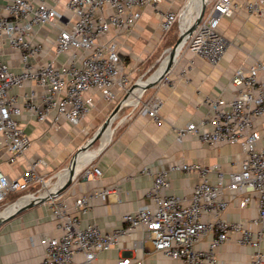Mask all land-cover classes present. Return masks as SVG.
Instances as JSON below:
<instances>
[{
	"label": "built area",
	"instance_id": "1",
	"mask_svg": "<svg viewBox=\"0 0 264 264\" xmlns=\"http://www.w3.org/2000/svg\"><path fill=\"white\" fill-rule=\"evenodd\" d=\"M154 1L158 0H66L60 11L59 0H0V147L10 154V162L23 156L32 144L20 118L29 116L51 128L62 121L75 127L91 113L96 93L110 102L115 87L123 95L128 92L132 83L118 42L101 39L111 29L130 31L141 17L140 8ZM235 7L232 0H208L204 18L183 48L218 65L230 46L218 33L220 17L231 16ZM186 8L162 14L160 26L165 34L172 31ZM247 10L263 16L264 0L250 1ZM46 26L57 29L49 48L47 37L40 33ZM6 54L18 64L6 62ZM192 65L190 62L182 70V77H187ZM262 68L257 62L249 69H236L231 79L233 98L207 95L205 118L177 130L182 142L190 134L210 146H240L244 156L239 170L226 173L218 166L175 162L153 175L152 186L146 190L148 203L123 214L122 225L109 231L96 223H84L83 215L94 200L110 196L113 188L81 195L72 202L63 197L64 192L51 197L45 204L60 235L41 238L45 254L39 264H99L101 253L120 251L121 243L134 234L139 237L129 250L133 254L141 251L142 256L121 254L116 264H146L151 254L175 264H218L215 249L231 240L253 249L250 264H264V132L257 124L264 119V80L257 76ZM26 87L29 89L21 94L13 93ZM159 109L160 103L152 100L140 111L159 122ZM39 163H31L16 179L0 170V205L9 195L45 182ZM172 172L197 175L190 198L171 193ZM87 174L99 177L101 171L91 166ZM142 174L151 172L144 169ZM232 202L242 211L255 204L256 217L245 222L223 218ZM205 242L207 247H203Z\"/></svg>",
	"mask_w": 264,
	"mask_h": 264
},
{
	"label": "crops",
	"instance_id": "2",
	"mask_svg": "<svg viewBox=\"0 0 264 264\" xmlns=\"http://www.w3.org/2000/svg\"><path fill=\"white\" fill-rule=\"evenodd\" d=\"M190 1H154L153 4L140 8L141 17L130 31L119 32L111 29L101 39V42L116 39L131 83L151 70L152 61L156 60L159 50L164 49L168 43V34H165L160 26L162 14L169 11L178 12L182 7L188 6ZM232 1L236 5L233 14L220 17L217 28L218 33L230 41V46L218 65L209 64L189 50L184 51L169 75L158 86L142 93L138 108L133 105L122 110L110 144L91 165L99 168L101 175L96 177L87 174L86 170L64 191L63 197L72 202L84 194L104 188L114 189L105 199L99 198L92 202L91 210L83 215L84 223H96L107 231L121 226L120 219L123 214L134 212L148 203L146 190L152 186L153 175L168 169L175 162L183 160L218 166L226 173L240 169L244 156L240 146H210L190 134L183 142L177 139L178 129L185 128L190 123L198 124L208 114V109L203 103L204 97L211 95L225 99L233 98L231 79L236 69H249L259 62L263 68L258 71L257 76L264 80V15L259 17L249 13L247 3L254 0ZM65 3L66 0H59L60 11H64ZM195 16L196 12L192 14L193 21ZM40 33L47 37L46 46L49 48L52 44L50 39L56 36L57 29L46 26L40 28ZM3 58L12 66L18 64L9 54ZM190 62H193L192 69L184 78L181 72ZM28 89H15L13 93L21 94ZM113 91L116 95L110 102L96 93L91 113L75 127L62 121L59 127L51 128L49 124L38 123L29 116L20 118L25 131L32 139V144L26 153L14 162H10V154L0 147V170L10 178L16 179L31 163L40 161L38 169L44 177L58 173L78 148L87 142L88 137L103 125L118 104L123 93L118 87ZM132 99L134 96L130 98V103L133 104ZM152 100L160 103L159 122L153 121L140 111L144 103ZM257 124L264 132V119H259ZM94 153L95 151L86 152L79 160L89 158ZM144 169H148L151 175L142 174ZM211 178L215 180L214 175ZM170 179L171 193L187 198L191 197L198 182L197 175L179 172L170 173ZM28 194L29 192L23 195ZM28 199L29 197L19 202ZM256 215L255 204L242 211L232 202L223 218L245 222L254 219ZM253 228L256 229L254 226ZM59 235L47 204L34 205L0 225V264H39L45 254L41 238ZM138 237L139 235L134 234L125 239L121 243L120 251L113 249L101 253L99 264H116L121 254L130 257L142 256L141 251L133 254L129 250ZM207 243L205 242L203 247H207ZM261 250L264 253V239ZM215 251L218 264H250L253 253L252 248L241 246L235 240L221 244ZM145 260L146 264H175L154 254L148 255Z\"/></svg>",
	"mask_w": 264,
	"mask_h": 264
},
{
	"label": "water",
	"instance_id": "3",
	"mask_svg": "<svg viewBox=\"0 0 264 264\" xmlns=\"http://www.w3.org/2000/svg\"><path fill=\"white\" fill-rule=\"evenodd\" d=\"M208 6V0H201V7L199 12L196 14V17L194 19V21L192 22V24H190L188 26V28L186 29V32L184 34V38H185V42L187 40V38L192 34V32L197 28V26L199 25V23L202 21V18H204L206 9ZM180 37H182V29H180V33L177 35H174L173 40H172V46L170 48L167 49V56L165 57V59L167 58L168 60V64L166 65V67L164 68V70L155 78L153 79V77L157 74V72L159 71L160 67L153 73V75H151L147 80L145 81H138L135 84L131 85V87L129 88L128 92L124 95L123 99L120 100L118 102V104L114 107L113 111L110 113V115L107 117V119L104 121L103 125H101L97 131L92 135L91 138H89L87 140V142L78 148V150L74 153V155L71 157L70 161L67 163V165L65 167H63L58 173H56L55 177H57L56 182L54 183V186H56L59 182H60V178L63 174H66V179L65 181L62 183V185L58 188V190L56 191V193H51L50 195H48L47 197H45L44 199H42L39 202H34V198H36L37 196H39V193L41 190L48 189L49 186H51V184L48 181H45L43 183L42 188H40L37 192H34L32 194H28L25 196L20 197L15 203L9 205L8 209L11 208L12 206H15L20 200L24 199V198H28V201H26L25 203H23L22 205H18L12 212H10L9 214H7V216L0 218V225L8 222L9 220H11L12 218L16 217L17 215H19L21 212L34 207V205H38V204H42L45 203L48 199H50L51 197H54L56 195H59L61 193H63L65 190H68V188L74 183V181L80 176L81 172L84 170H80L78 171V164H79V158L80 156L85 152L88 151L95 143L97 142H101L100 143V147L98 149V153L95 155V157L93 158V160L91 161V163L97 159V157L107 148V146L110 144L112 138H113V134H114V130H115V122L117 121V119L119 118L120 113L122 112V110L126 107L129 106H133L134 104H129L130 101V96L131 94L139 87H143L145 91L150 90L155 88L156 86H158L166 77L167 75H169V73L171 72V69L173 68V65L179 55L178 52L176 55V50H177V43L180 40ZM183 43V47L184 44ZM142 83H146L145 85H141ZM143 96L140 97L139 101H141ZM109 133V139L108 142L103 144L102 141V136L105 132ZM90 163V164H91ZM89 164V165H90ZM7 209V210H8ZM7 210L2 211V214H4Z\"/></svg>",
	"mask_w": 264,
	"mask_h": 264
},
{
	"label": "bare ground",
	"instance_id": "4",
	"mask_svg": "<svg viewBox=\"0 0 264 264\" xmlns=\"http://www.w3.org/2000/svg\"><path fill=\"white\" fill-rule=\"evenodd\" d=\"M200 7H201V0H191L189 2V5L187 6V10H186L185 14H183V19H182V22H181L182 23V25H181L182 26V28H181L182 29V37H180V40L177 43L176 55H177L178 52L182 51V49H183V43L185 42L184 41L185 40L184 34H185L186 29L188 28V26L190 24H192V22H193V20H192V18H193L192 17V14L194 12H196V14H197L199 12V10H200ZM167 64H164L163 66L160 67L159 71L153 77V79H155L164 70V68L166 67ZM145 84L146 83H141V85H145ZM144 91L145 90H144L143 87H139V88H137L131 94V96H134V99L131 100L134 105H136V103L139 102V99H140V97H141V95H142V93ZM129 104H132V103H130V101H129ZM108 139H109V133L106 131L103 134V136H102L103 144L107 143L108 142ZM98 149L95 151V153L91 157L86 158V159L84 158V159L79 160V164H78V168H77L78 171L85 169L91 163V161L93 160V158L95 157V155L98 153ZM66 176H67L66 174H63L61 176V178H60L61 179L60 182L55 187H52L51 189H46L44 192H42L41 194H39V196H37L36 198H34L33 201L34 202H39L42 199H44L45 197H47L48 195H50L51 193L52 194L53 193H56V191L58 190V188L65 181ZM25 202L26 201L18 202L15 206H12L11 208H9L4 214L0 215V218L3 219V217L7 216V214H9L10 212H12L18 205L20 206V205H22Z\"/></svg>",
	"mask_w": 264,
	"mask_h": 264
},
{
	"label": "rangeland",
	"instance_id": "5",
	"mask_svg": "<svg viewBox=\"0 0 264 264\" xmlns=\"http://www.w3.org/2000/svg\"><path fill=\"white\" fill-rule=\"evenodd\" d=\"M182 19H183V16H182V18L180 19V21L179 22H177L176 23V25H175V27H174V29L171 31V32H169L168 33V43L166 44V47L164 48V49H160L159 50V52H158V55L156 56V60H154V61H152L153 63H151L153 66H152V68H151V70L143 77V76H140V77H137L136 79H134V81H133V83H132V85L133 84H135L136 82H138V81H145V80H147L151 75H153V73L160 67V65H161V63H162V61L165 59V57L167 56V49L168 48H170L171 46H172V40H173V37H174V35H177V34H179L180 33V29L182 28ZM187 49H185V48H183L182 49V51L179 53V55H178V57H177V59H176V61L179 59V57H180V55L184 52V51H186ZM175 61V62H176ZM167 62H168V60H167V58L163 61V63H162V65L161 66H163L164 64H167ZM175 64V63H174ZM174 66V65H173ZM142 83V82H141ZM123 97H124V95L120 98V100H122L123 99ZM119 100V101H120ZM142 100V99H141ZM127 108V107H126ZM114 109V108H113ZM125 109V108H124ZM112 112V111H111ZM110 112V113H111ZM110 115V114H109ZM117 122H118V119H117V121L115 122V125L117 124ZM97 131V130H96ZM96 131H94L89 137H88V139L89 138H91L92 137V135L96 132ZM100 143L101 142H97V143H95L88 151H85L84 153H86V152H93V151H96L99 147H100ZM85 144V143H84ZM83 153V154H84ZM71 159V158H70ZM70 161V160H69ZM68 161V162H69ZM94 162V161H93ZM92 162V163H93ZM92 163L90 164V165H88L82 172H81V175H82V173H84V171H86V170H88L89 168H90V166L92 165ZM56 175V174H55ZM55 175H50V177H45V181H48L50 184H51V186H49L48 187V189H51L52 187H55L54 186V183L56 182V180H57V177H55ZM42 186H43V184H40V185H37V186H35V187H33L32 189H29L28 191H26V192H21V193H15V194H11V195H9L8 196V198H7V200H6V202L5 203H3V204H1L0 205V214L2 213V211H5V210H7L8 209V207H9V205H11V204H13V203H15L20 197H22V196H24L23 194H25V193H28L29 192V194H32V193H34V192H37L40 188H42ZM46 189L44 188L43 190H41L40 191V193L39 194H41L42 192H44ZM25 199V198H24Z\"/></svg>",
	"mask_w": 264,
	"mask_h": 264
},
{
	"label": "trees",
	"instance_id": "6",
	"mask_svg": "<svg viewBox=\"0 0 264 264\" xmlns=\"http://www.w3.org/2000/svg\"><path fill=\"white\" fill-rule=\"evenodd\" d=\"M175 25H176V24H175ZM174 27H175V26H174ZM173 29H174V28H173ZM173 29H172V30H173ZM168 42H169V41H168Z\"/></svg>",
	"mask_w": 264,
	"mask_h": 264
}]
</instances>
